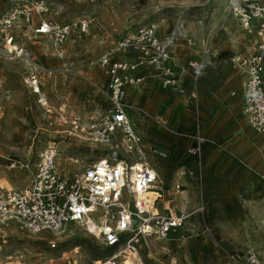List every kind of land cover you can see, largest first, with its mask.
Returning a JSON list of instances; mask_svg holds the SVG:
<instances>
[{
	"label": "rangeland",
	"instance_id": "rangeland-1",
	"mask_svg": "<svg viewBox=\"0 0 264 264\" xmlns=\"http://www.w3.org/2000/svg\"><path fill=\"white\" fill-rule=\"evenodd\" d=\"M12 1L0 0V14ZM25 1L20 0V4ZM43 1L49 11L42 19L57 23L85 21L88 30L83 36L72 35L59 50L47 38L33 43L23 39L27 55L20 61H8L0 52V181L13 189L29 183L37 155L49 143L60 148L58 166L63 174L80 171L100 156V149L60 133L64 128L58 126L57 112L62 109L85 120L106 114L108 103L102 94L106 79L97 61L125 35L154 24L158 38L173 44L174 59L179 64L188 39L195 43L196 52L210 40L212 54L228 58L250 55L255 41V36L242 31L229 15L228 0ZM26 59L39 73L42 99L52 113L50 119L46 108L24 85L30 68ZM216 123H210V133L220 131L214 128ZM252 134L247 127V138L243 137L236 147L204 142L199 153L193 155L189 151L197 146L195 141L182 148L165 149L166 159L150 160L160 173L165 193L172 188L179 167L192 170L193 177L183 183L184 191L190 209L199 211L186 225L189 238L184 244L149 241L142 246L139 255L144 264H219L228 252L245 250L264 261V144L251 140ZM158 135L169 140L166 134ZM67 158H77L78 165H70ZM10 161L27 163L29 169H9ZM166 199H170L167 194ZM2 233L8 237L7 252L24 243L37 256L60 254L68 258L77 254L70 256L76 264L105 255L100 243L78 225L67 226L55 237L51 233L40 235L58 241L57 250L51 253L45 243L37 242V249L33 247L30 243L35 238L30 241L15 227L2 228L0 237Z\"/></svg>",
	"mask_w": 264,
	"mask_h": 264
},
{
	"label": "built area",
	"instance_id": "built-area-1",
	"mask_svg": "<svg viewBox=\"0 0 264 264\" xmlns=\"http://www.w3.org/2000/svg\"><path fill=\"white\" fill-rule=\"evenodd\" d=\"M12 2L0 14V52L9 61H20L27 55L24 40L33 43L47 38L59 50L72 35L87 33L85 21L57 23L42 19L49 11L43 0ZM228 13L244 32L255 36L252 53L246 57L233 56L229 64L245 78L241 90L242 114L249 128L264 138V0H228ZM157 30L152 23L141 26L99 56L97 65L106 79L102 94L108 108L104 116L85 120L62 109L57 112L58 126L64 128L60 133L100 149V156L80 171L63 174L58 166L60 148L49 143L38 153L28 184L10 191L0 189V229L15 227L30 241L35 238L30 243L33 247L37 249V242L45 243L51 253L57 250L58 241L45 240L41 234L51 233L55 237L69 225L81 226L100 243L105 253L86 264L138 262L141 247L149 241L184 244L188 240L186 225L199 210L190 209L183 183L193 177V172L179 167L172 188L165 193L150 158L166 159L168 154L161 148L146 145L135 131L132 119L140 115V110L128 102L126 93L150 77L163 90L191 100L197 97L195 86L191 91L185 89L181 75L192 70L196 82L202 63L190 57L185 60V66H177L173 44L159 39ZM211 44L207 40L201 45L204 60L214 56ZM186 47L196 46L188 39ZM58 54L61 57L59 51ZM28 61L24 60L30 67L24 85L38 98V104L46 108L50 119L52 113L42 99L41 78ZM195 139L197 146L189 151L193 155L199 153L204 143L201 136ZM10 163L9 169H29L27 163ZM69 163L78 165L79 160L69 159ZM166 194L170 195L169 201L164 200ZM90 220L97 225L89 227ZM7 245L8 237L2 233L0 264L77 263L70 257L77 254L68 258L60 254L43 257L33 254L28 244L21 243L9 252L5 251ZM219 264H264V261L255 252L245 250L228 252Z\"/></svg>",
	"mask_w": 264,
	"mask_h": 264
},
{
	"label": "crops",
	"instance_id": "crops-1",
	"mask_svg": "<svg viewBox=\"0 0 264 264\" xmlns=\"http://www.w3.org/2000/svg\"><path fill=\"white\" fill-rule=\"evenodd\" d=\"M180 56L182 60L180 64L176 63L177 66H185V60L190 57L202 63L196 82L192 70L188 69L181 75L187 91L195 86L196 99L162 90L156 79L146 77L136 89L126 90L128 102L140 110V115L132 119L135 131L144 138L146 145L164 151L182 148L184 144L192 145L197 136L204 138V142L236 147L243 137L247 138V127L251 130L242 114L244 76L231 68L227 56H213L204 60L200 52L187 47L181 50ZM212 122H217L214 128L220 131L210 133ZM252 132L250 139L263 145L264 138ZM158 134H166L169 140H162ZM251 142L249 140L252 145ZM157 159L160 160L157 157L150 158L152 162ZM162 188L165 191L163 183ZM167 197L170 198V195ZM164 200L169 201L166 197ZM165 205L168 206V203L165 202Z\"/></svg>",
	"mask_w": 264,
	"mask_h": 264
},
{
	"label": "bare ground",
	"instance_id": "bare-ground-1",
	"mask_svg": "<svg viewBox=\"0 0 264 264\" xmlns=\"http://www.w3.org/2000/svg\"><path fill=\"white\" fill-rule=\"evenodd\" d=\"M232 18V17H231ZM235 22L238 24V26L240 27L239 23L235 20ZM241 28V27H240ZM242 29V28H241ZM243 31V30H242ZM8 60V59H7ZM9 61V60H8ZM60 158V154L58 159ZM59 162V161H58ZM67 162H69V159L67 158ZM0 189H5V190H13V186L7 183H3L0 181ZM97 225L93 220H90L88 222V226L92 227ZM84 229V228H83ZM84 231L87 233V231L84 229ZM128 264H144V262L142 260H139L138 262H133V261H129Z\"/></svg>",
	"mask_w": 264,
	"mask_h": 264
}]
</instances>
